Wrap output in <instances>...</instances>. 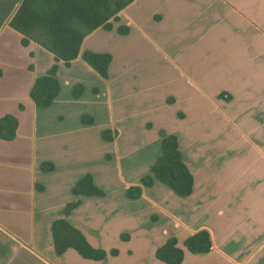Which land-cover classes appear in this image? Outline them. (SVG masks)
Instances as JSON below:
<instances>
[{
  "label": "crops",
  "instance_id": "0c3cea01",
  "mask_svg": "<svg viewBox=\"0 0 264 264\" xmlns=\"http://www.w3.org/2000/svg\"><path fill=\"white\" fill-rule=\"evenodd\" d=\"M21 1L0 0V117L18 122L12 140L0 138V264H167L155 251L170 237L185 251L180 264H264V0H133L68 64L22 44L8 24ZM84 51L111 55L107 78ZM53 65L59 92L39 107L29 92ZM162 133L177 137L189 195L141 184ZM86 174L102 196L72 193ZM130 186L141 194L128 197ZM62 217L118 253L58 254L51 224ZM202 229L211 249L192 253L183 243Z\"/></svg>",
  "mask_w": 264,
  "mask_h": 264
},
{
  "label": "trees",
  "instance_id": "16d2710c",
  "mask_svg": "<svg viewBox=\"0 0 264 264\" xmlns=\"http://www.w3.org/2000/svg\"><path fill=\"white\" fill-rule=\"evenodd\" d=\"M133 0H22L9 20L11 28L22 35L21 42L27 45L34 41L53 53L55 59L68 64L81 52V45L86 35L99 27L112 28V20L118 21L119 12ZM118 33L126 34L127 27L119 26ZM82 59L87 62L104 78L108 77V67L111 55L84 51ZM57 66L53 65L46 74L35 79L30 97L39 107H48L59 92V82L55 76ZM82 86L75 85L73 96L78 97ZM84 123L92 122V118L82 116ZM17 118L12 114L0 117V138L12 140L16 135ZM103 132L105 139L111 136ZM43 171H51V163H41ZM154 180L167 184L178 195H189L193 190V175L182 160L176 135L162 133L161 154L150 168L149 174L141 178L143 186L151 185ZM37 188H41L37 185ZM76 196H102L104 191L86 174L74 184L71 189ZM126 194L136 198L141 194L140 186H130ZM79 201H72L63 209L68 215ZM53 246L58 254L72 248L83 258L101 260L108 254L116 255V249L106 251L93 247L85 235L65 217L55 219L51 224ZM127 238V235H122ZM184 246L192 253L204 254L209 252L212 240L209 231L202 229L191 234ZM184 249L178 245L175 237L168 238L155 251V256L167 264H180L184 258Z\"/></svg>",
  "mask_w": 264,
  "mask_h": 264
}]
</instances>
